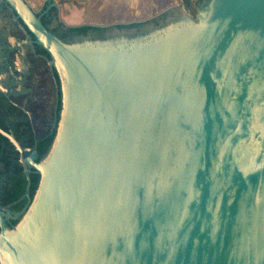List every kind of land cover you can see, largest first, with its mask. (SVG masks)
<instances>
[{
  "label": "water",
  "instance_id": "water-1",
  "mask_svg": "<svg viewBox=\"0 0 264 264\" xmlns=\"http://www.w3.org/2000/svg\"><path fill=\"white\" fill-rule=\"evenodd\" d=\"M0 1L60 82L52 144L27 159L32 201L11 230L0 220V264H264V0L73 43Z\"/></svg>",
  "mask_w": 264,
  "mask_h": 264
},
{
  "label": "flooded vegetation",
  "instance_id": "flooded-vegetation-1",
  "mask_svg": "<svg viewBox=\"0 0 264 264\" xmlns=\"http://www.w3.org/2000/svg\"><path fill=\"white\" fill-rule=\"evenodd\" d=\"M31 9L49 31L56 27L54 33L51 31L56 36L72 26L58 18L54 0H46L37 11ZM178 16L161 12L155 20L141 25H106L98 31L64 33L60 39L73 43L112 39L120 34L144 37L175 22ZM130 29L136 31L124 33ZM59 115L60 82L48 53L33 44V36L0 1V220L7 230L21 220L38 185L39 172L27 159L36 163L43 160Z\"/></svg>",
  "mask_w": 264,
  "mask_h": 264
},
{
  "label": "rangeland",
  "instance_id": "rangeland-1",
  "mask_svg": "<svg viewBox=\"0 0 264 264\" xmlns=\"http://www.w3.org/2000/svg\"><path fill=\"white\" fill-rule=\"evenodd\" d=\"M35 10L46 0H26ZM56 3V14L58 18L67 25L95 24L100 26L113 25L117 23L127 24L130 22H141L159 17L160 13L180 14V10L195 16V14L180 5V1L171 2L168 5L157 6L146 0H54ZM163 7V8H162ZM162 8L161 10H159ZM136 30H125L130 34Z\"/></svg>",
  "mask_w": 264,
  "mask_h": 264
},
{
  "label": "trees",
  "instance_id": "trees-1",
  "mask_svg": "<svg viewBox=\"0 0 264 264\" xmlns=\"http://www.w3.org/2000/svg\"><path fill=\"white\" fill-rule=\"evenodd\" d=\"M207 0H196V2H192L191 0H180V5L183 6L185 9L193 12L195 14V7L199 5L201 2H206ZM53 12L55 10L53 9ZM156 18V17H155ZM155 18H151V20H155ZM150 21V20H148ZM45 23V21H43ZM147 22L146 21H141V22H130L127 24H122V23H117L114 24L116 27H126V26H131V25H141L143 23ZM61 25V24H59ZM104 26L100 25H95V24H80V25H72V26H66L64 28V31L61 34H57V36L60 38L64 33H77V32H85L87 30H92V31H98L103 29ZM56 30V27L52 28L51 31L54 33Z\"/></svg>",
  "mask_w": 264,
  "mask_h": 264
},
{
  "label": "crops",
  "instance_id": "crops-1",
  "mask_svg": "<svg viewBox=\"0 0 264 264\" xmlns=\"http://www.w3.org/2000/svg\"><path fill=\"white\" fill-rule=\"evenodd\" d=\"M146 0H136L135 2L138 3V2H145ZM178 2L180 0H150L151 3L157 5V6H164V5H168L169 3L171 2ZM192 2H196V0H191ZM180 3V2H179ZM163 8V7H162ZM162 8H160L159 10H161ZM163 12V11H162Z\"/></svg>",
  "mask_w": 264,
  "mask_h": 264
}]
</instances>
